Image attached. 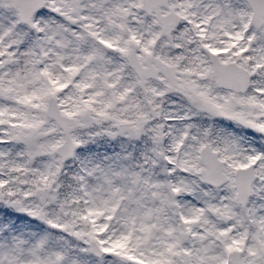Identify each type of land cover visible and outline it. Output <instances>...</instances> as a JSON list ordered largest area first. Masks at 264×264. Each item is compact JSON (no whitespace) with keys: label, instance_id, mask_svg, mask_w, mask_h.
<instances>
[{"label":"snow or ice","instance_id":"obj_1","mask_svg":"<svg viewBox=\"0 0 264 264\" xmlns=\"http://www.w3.org/2000/svg\"><path fill=\"white\" fill-rule=\"evenodd\" d=\"M0 264H264V0H0Z\"/></svg>","mask_w":264,"mask_h":264}]
</instances>
